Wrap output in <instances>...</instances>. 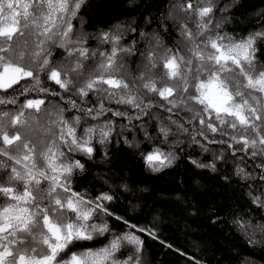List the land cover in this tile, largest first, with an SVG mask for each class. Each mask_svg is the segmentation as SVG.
Returning <instances> with one entry per match:
<instances>
[{"label": "snow or ice", "instance_id": "obj_1", "mask_svg": "<svg viewBox=\"0 0 264 264\" xmlns=\"http://www.w3.org/2000/svg\"><path fill=\"white\" fill-rule=\"evenodd\" d=\"M86 3L0 0V264H140L144 240L137 233L158 240L156 233L115 216L112 194L93 198L75 190L73 177L86 171L97 145L106 148L116 138L139 147L137 135L154 139L150 127L157 140L174 138L172 149L187 138L211 153L210 163L191 161L198 168L215 172L217 162H227L225 153L236 158L234 174L258 180L264 191V15L253 31L235 36L221 31L230 4L185 0L180 11L195 31L179 25L183 51L164 48L159 32H141L143 67L129 79L123 58L136 54L135 42L125 47L123 34L101 32L97 39L110 48L97 59L87 39L74 36L73 21ZM56 49L63 50L59 63ZM112 117L126 123L117 129ZM103 156L107 161L109 153ZM141 156L153 172L178 158L159 147ZM252 202L264 208L260 196ZM101 217L129 231L114 234ZM106 236L101 247L87 243Z\"/></svg>", "mask_w": 264, "mask_h": 264}, {"label": "trees", "instance_id": "obj_2", "mask_svg": "<svg viewBox=\"0 0 264 264\" xmlns=\"http://www.w3.org/2000/svg\"><path fill=\"white\" fill-rule=\"evenodd\" d=\"M183 3L185 0H87L73 21L74 36L86 38L85 47L90 52L96 51L97 59L100 51L110 48L97 39L101 32L123 34L121 43L125 47L135 42L136 54L123 58L130 79L143 67L141 53L146 50L147 42L141 32H159L164 48L179 47L183 51L185 45L179 25L188 23L195 31L188 13L180 11ZM218 4L231 5L230 11L223 14L230 19L221 31L235 36L253 31V23L264 15V0H218ZM146 17L152 20L150 25L145 23ZM220 17L218 13L217 19ZM133 27L136 28L134 33L130 30ZM62 51L55 50L53 59L57 63L63 59ZM160 51L162 53L163 49ZM93 63V60L87 62ZM51 99L55 104L57 98ZM112 118L116 120L117 129L126 123ZM148 131L154 139L144 141L142 134L137 135L139 147L130 148L122 140L118 143L116 138L106 148L97 145V154L86 163V171L73 177V188L93 198L102 192L112 194L115 199L108 207L115 216H123L138 227L156 233L158 240L146 233H137L144 240L140 264H196V261L200 264H264V231L260 228L264 225V208L252 202L255 196L264 197L261 183L236 176L234 169L240 162L227 153V162H217L215 172L198 168L191 161L210 163L211 153L189 146L187 138L172 149L174 138L170 137L165 143L155 139L156 133L151 127ZM126 134L131 140V134ZM154 147L176 152L178 158L172 167L153 172L144 164L141 152ZM104 151L109 153L107 161ZM252 167L249 165V170ZM101 219L109 223L114 234L129 231L114 217ZM237 221L242 222L244 228ZM109 239L110 236L98 237L87 243L101 247ZM249 239L258 243L249 244ZM123 251L130 253L131 247Z\"/></svg>", "mask_w": 264, "mask_h": 264}, {"label": "rangeland", "instance_id": "obj_3", "mask_svg": "<svg viewBox=\"0 0 264 264\" xmlns=\"http://www.w3.org/2000/svg\"><path fill=\"white\" fill-rule=\"evenodd\" d=\"M136 141H137V139H136ZM263 199H264V197H263ZM250 226V225H249Z\"/></svg>", "mask_w": 264, "mask_h": 264}]
</instances>
